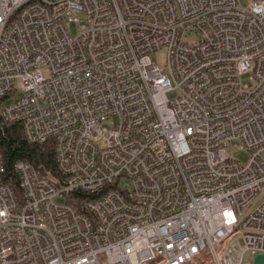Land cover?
Returning a JSON list of instances; mask_svg holds the SVG:
<instances>
[{"label":"built area","instance_id":"obj_1","mask_svg":"<svg viewBox=\"0 0 264 264\" xmlns=\"http://www.w3.org/2000/svg\"><path fill=\"white\" fill-rule=\"evenodd\" d=\"M15 79L1 116L52 138L63 178L17 160L19 196L0 182V264L264 254V200L242 211L264 187V0H0V96ZM72 189L84 212L56 200Z\"/></svg>","mask_w":264,"mask_h":264},{"label":"trees","instance_id":"obj_2","mask_svg":"<svg viewBox=\"0 0 264 264\" xmlns=\"http://www.w3.org/2000/svg\"><path fill=\"white\" fill-rule=\"evenodd\" d=\"M9 94L0 96V108L3 101ZM0 154L2 158V168L0 170V182L9 183L14 192L19 196L18 179L14 170V163L17 160L30 162L55 183L62 181V174L58 171L54 158V140L47 139L41 143L28 142L23 134L20 122H7L0 113ZM65 202L72 208L82 211V201L91 196L88 193L77 189H72L64 194ZM157 264V260L150 261ZM148 263V262H147Z\"/></svg>","mask_w":264,"mask_h":264},{"label":"rangeland","instance_id":"obj_3","mask_svg":"<svg viewBox=\"0 0 264 264\" xmlns=\"http://www.w3.org/2000/svg\"><path fill=\"white\" fill-rule=\"evenodd\" d=\"M251 2H252V0H237L238 5H240L242 7H249ZM81 17H82V15H79V18H81ZM82 24H83V21L79 19L78 21L66 22V27L72 35H75L79 31ZM198 39H199V34L195 30L186 31V33L183 37L184 42H187L190 44L196 43L198 41ZM152 56L154 58H156V55L152 54ZM159 61L160 62L163 61V52H161L159 54ZM42 71L44 74L47 73V70L45 68H43ZM249 74H250L249 72L243 74L242 80H243V82H246L250 86H252L253 80L249 79ZM20 94H21V90H20L19 80L15 79L13 81V91L5 98V100L3 101L4 102L3 104L8 103V102L16 99ZM173 95H174V93H169L170 97H172ZM116 122H117V118L113 117V118H110L107 121H105L104 125L110 127L112 125H115ZM233 144H235L237 146L232 147V150L228 154L232 158L239 160V162L241 164L246 163L248 160V153L244 148L241 147V142H239L238 140H234L231 142V145H233ZM56 200L59 202H64L65 196L64 197H57ZM263 200H264V187L255 195V197H253V199L248 204L245 205V207H243V209H242L243 213L247 214L248 212L252 211ZM225 242H226V239H224L220 243H216V246H215L216 252H219V250L224 246ZM253 257L254 256L251 253L247 252L244 255V261L245 262L251 261L253 259ZM98 258H99V261L101 264H107L103 255L100 254ZM144 264H156V263L155 262H148V263H144ZM187 264H215V263H214L213 256L211 253L202 251L198 256L193 258L192 261H190Z\"/></svg>","mask_w":264,"mask_h":264},{"label":"water","instance_id":"obj_4","mask_svg":"<svg viewBox=\"0 0 264 264\" xmlns=\"http://www.w3.org/2000/svg\"><path fill=\"white\" fill-rule=\"evenodd\" d=\"M244 264H264V254H256L250 262Z\"/></svg>","mask_w":264,"mask_h":264}]
</instances>
